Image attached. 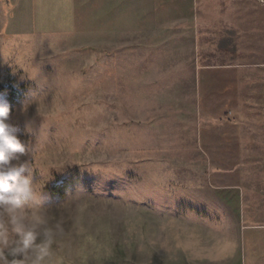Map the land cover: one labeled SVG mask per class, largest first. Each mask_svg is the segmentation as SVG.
I'll list each match as a JSON object with an SVG mask.
<instances>
[{
    "label": "rangeland",
    "instance_id": "1",
    "mask_svg": "<svg viewBox=\"0 0 264 264\" xmlns=\"http://www.w3.org/2000/svg\"><path fill=\"white\" fill-rule=\"evenodd\" d=\"M31 1L0 103L44 264H264V0Z\"/></svg>",
    "mask_w": 264,
    "mask_h": 264
},
{
    "label": "clouds",
    "instance_id": "2",
    "mask_svg": "<svg viewBox=\"0 0 264 264\" xmlns=\"http://www.w3.org/2000/svg\"><path fill=\"white\" fill-rule=\"evenodd\" d=\"M9 115V106L0 103V264H44L51 256L56 234L44 229L38 243V229L45 221L29 220L23 211L32 191L30 177L23 174L31 169L27 161L19 162L17 153L24 154L26 146L18 138L19 129L8 122ZM58 230L62 233V226Z\"/></svg>",
    "mask_w": 264,
    "mask_h": 264
},
{
    "label": "crops",
    "instance_id": "3",
    "mask_svg": "<svg viewBox=\"0 0 264 264\" xmlns=\"http://www.w3.org/2000/svg\"><path fill=\"white\" fill-rule=\"evenodd\" d=\"M7 1H9V2H12V0H7ZM15 1V5L16 6H19L20 4H21V2H23V0H14ZM104 2H103V4H105L106 5V8L109 6V5H111L112 7H114V5H116V3H117V1H115V0H110V2L108 3V0H103ZM134 0H132V2H133ZM32 2V4L34 5V0H32L31 1ZM128 3H130V1L128 0L127 1ZM7 4V3H6ZM129 23H131V22H129ZM190 197V196H189ZM190 201H194V199L192 198V200H190ZM189 201V202H190Z\"/></svg>",
    "mask_w": 264,
    "mask_h": 264
}]
</instances>
